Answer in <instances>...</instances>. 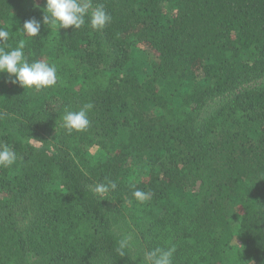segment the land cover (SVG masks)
<instances>
[{
    "label": "trees",
    "instance_id": "trees-1",
    "mask_svg": "<svg viewBox=\"0 0 264 264\" xmlns=\"http://www.w3.org/2000/svg\"><path fill=\"white\" fill-rule=\"evenodd\" d=\"M91 4L104 28L28 37L46 0H0V47L24 40L59 77L35 91L0 73V145L17 155L0 167V264H144L155 247L174 264H264V0ZM87 103L89 127L69 133L61 114Z\"/></svg>",
    "mask_w": 264,
    "mask_h": 264
},
{
    "label": "clouds",
    "instance_id": "clouds-1",
    "mask_svg": "<svg viewBox=\"0 0 264 264\" xmlns=\"http://www.w3.org/2000/svg\"><path fill=\"white\" fill-rule=\"evenodd\" d=\"M37 7H40L37 5ZM91 9V11H90ZM45 13L42 22L35 18L24 22L23 30L25 36L36 37L41 31L42 25L61 29L74 26L81 29L86 21H90L93 29H102L111 22V16L103 5L92 9L91 0H46V6L42 8ZM10 39L8 30L0 27V45L7 44ZM26 42L20 40L15 48L6 50L0 47V73H8L11 83L19 84L24 89L42 91L53 88L58 83V69L54 62L44 60H30L25 54ZM93 107L91 103L83 105L79 110H64L60 119L62 126L69 133L73 131H84L90 125L88 111ZM17 162L16 153L7 145H0V167L10 168ZM111 189H116L117 184L111 182ZM95 193L103 196L109 191V185L99 184L94 189ZM133 196L140 203L149 200V194L136 189ZM131 238L125 236L119 242L117 251L123 256L125 250L130 248ZM175 248L155 247L143 252L144 264H174Z\"/></svg>",
    "mask_w": 264,
    "mask_h": 264
},
{
    "label": "rangeland",
    "instance_id": "rangeland-1",
    "mask_svg": "<svg viewBox=\"0 0 264 264\" xmlns=\"http://www.w3.org/2000/svg\"><path fill=\"white\" fill-rule=\"evenodd\" d=\"M35 6L42 5L43 0H31ZM133 62L136 65H144V72L148 75L150 73V67L152 65V61L155 62V58L154 55L146 48H144L141 45H137L134 47L133 51ZM92 155L97 158V159H101L104 157V152L100 149V148H93L92 149ZM138 167L136 169L133 170L132 173H134V171H137Z\"/></svg>",
    "mask_w": 264,
    "mask_h": 264
}]
</instances>
